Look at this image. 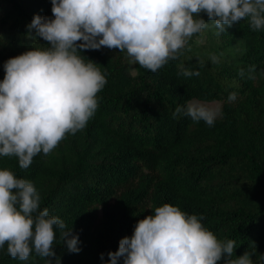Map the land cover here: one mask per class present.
Returning a JSON list of instances; mask_svg holds the SVG:
<instances>
[{
	"label": "trees",
	"instance_id": "trees-1",
	"mask_svg": "<svg viewBox=\"0 0 264 264\" xmlns=\"http://www.w3.org/2000/svg\"><path fill=\"white\" fill-rule=\"evenodd\" d=\"M35 15L54 19L51 0H0V81L7 60L50 46L29 31ZM200 15L209 23L197 34L205 42L189 40L155 73L132 66L118 49L83 50L107 81L86 127L50 154H37L26 169L17 157L0 156V170L33 182L39 210L47 208L64 231L79 236L81 251L73 253L55 230L53 264H108L119 241L165 203L204 217L222 242L235 241L233 258L247 251L253 264H264V29L245 19L219 33ZM185 70L200 74L184 76ZM231 93L236 99L229 102ZM194 100L221 103L212 126L183 112L173 116ZM0 264L45 259L34 249L28 260L14 259L5 244Z\"/></svg>",
	"mask_w": 264,
	"mask_h": 264
},
{
	"label": "clouds",
	"instance_id": "clouds-1",
	"mask_svg": "<svg viewBox=\"0 0 264 264\" xmlns=\"http://www.w3.org/2000/svg\"><path fill=\"white\" fill-rule=\"evenodd\" d=\"M53 18L35 15L29 31L48 47L10 58L0 81V156H15L26 169L41 152L50 154L69 133L86 127L97 107L105 76L83 50L102 47L126 52L134 64L157 72L181 54L188 41L209 27L201 13L223 33L248 19L264 29V0H51ZM82 41L81 43H78ZM211 60L217 62L215 55ZM250 71H255L252 66ZM185 70L184 76L199 75ZM243 76V69L240 71ZM229 102L236 99L231 93ZM212 126L219 111L198 101L178 106L180 113ZM41 197L32 181L0 170V249L14 259L28 260L33 249L53 264L56 229L70 252L80 241L65 223L40 211ZM140 219L134 233L109 252L108 264H253L247 251L233 258L235 241L222 242L201 222L178 206L165 203ZM35 214V215H34ZM104 259V254H101ZM59 264V261H56Z\"/></svg>",
	"mask_w": 264,
	"mask_h": 264
},
{
	"label": "rangeland",
	"instance_id": "rangeland-1",
	"mask_svg": "<svg viewBox=\"0 0 264 264\" xmlns=\"http://www.w3.org/2000/svg\"><path fill=\"white\" fill-rule=\"evenodd\" d=\"M190 40H194L195 42H198V43H204L205 42L204 38L201 35L199 36L197 34L194 35ZM195 42L189 44V46H192L193 47V45L195 44ZM128 61L132 63V66H134V63H133V61H132V59L130 57L128 58ZM132 73L133 74L136 73V71H135L134 68L132 69ZM194 101H197V100H194ZM198 102H200V101H198ZM200 103H203V104H205V105H207L209 107H212V108L217 109L219 111V115L217 117H220L221 107H222L221 106V103H219V102H214V103L200 102Z\"/></svg>",
	"mask_w": 264,
	"mask_h": 264
}]
</instances>
